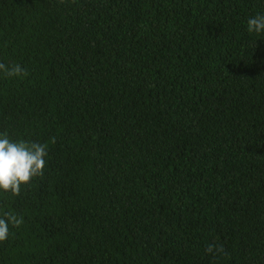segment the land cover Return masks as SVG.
Masks as SVG:
<instances>
[{"label":"trees","instance_id":"trees-1","mask_svg":"<svg viewBox=\"0 0 264 264\" xmlns=\"http://www.w3.org/2000/svg\"><path fill=\"white\" fill-rule=\"evenodd\" d=\"M264 0H0V264H264ZM211 249V251H208Z\"/></svg>","mask_w":264,"mask_h":264},{"label":"clouds","instance_id":"clouds-1","mask_svg":"<svg viewBox=\"0 0 264 264\" xmlns=\"http://www.w3.org/2000/svg\"><path fill=\"white\" fill-rule=\"evenodd\" d=\"M247 30L257 36L264 34V14L250 17ZM0 70L8 76H20L24 72L19 65L8 68L0 64ZM47 147L46 143L12 140L0 133V192L19 195L22 185L42 175L46 167ZM22 223L23 218L12 212L0 216V241L9 237L10 225L19 227Z\"/></svg>","mask_w":264,"mask_h":264}]
</instances>
